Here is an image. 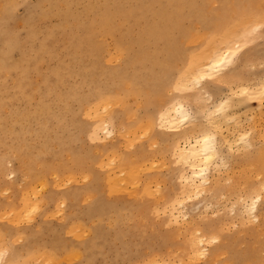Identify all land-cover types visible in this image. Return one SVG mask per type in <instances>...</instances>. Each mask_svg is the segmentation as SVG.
I'll return each mask as SVG.
<instances>
[{"label": "rangeland", "instance_id": "1", "mask_svg": "<svg viewBox=\"0 0 264 264\" xmlns=\"http://www.w3.org/2000/svg\"><path fill=\"white\" fill-rule=\"evenodd\" d=\"M92 1L0 0V239L10 244L3 259L16 264H141L148 257L162 264L178 262L170 255L183 239V233L170 232L177 226L165 227L159 219L146 227L144 237L129 234L146 215L152 219L160 200L152 195L137 212L133 197L144 190L145 181L151 183L148 193L161 188L162 199L177 190L173 136L157 127L156 116L177 98L194 112L193 130L207 129L206 108L229 96L227 113L235 118L219 120L222 132L216 138L231 169L221 166L220 172L223 177L244 170L241 176L250 174L248 164L262 147L264 107L244 99L239 86L264 78V0H124L127 5L107 24L102 15L111 18L112 0H96L101 10L96 16L86 8ZM247 12L253 21L241 22L238 18ZM63 14L68 22L61 20ZM90 21L96 30L83 38L81 26ZM224 29L226 38L241 44L232 64L200 86L179 89L178 74ZM74 36L88 40L75 43ZM149 82L156 88L130 96L124 92ZM105 94L120 104L108 111L114 117L99 115L110 123L112 136L99 131L95 139L91 130L99 119L92 118ZM96 98L101 101L91 108ZM244 132L249 146L235 142ZM116 164L124 172L122 199L108 188ZM257 178L247 180L245 188L234 187L233 194L224 192L218 203L208 198L207 217L192 223L219 236L217 260H226L229 251L237 254V264H264V189L258 222L236 226L231 218L237 199L251 191ZM132 182L138 187L134 192ZM24 193L37 194L41 206L15 221ZM88 238L93 244L86 246Z\"/></svg>", "mask_w": 264, "mask_h": 264}, {"label": "bare ground", "instance_id": "2", "mask_svg": "<svg viewBox=\"0 0 264 264\" xmlns=\"http://www.w3.org/2000/svg\"><path fill=\"white\" fill-rule=\"evenodd\" d=\"M95 1L96 0H93L86 7L89 12L94 14V16L101 12V10L96 7L97 5H94ZM103 1L106 3L108 2V0ZM143 1L144 0H132L130 2H138L141 4ZM193 2L194 0H191V3ZM110 3L112 5L110 11L111 18L106 16L107 20H104L102 15L101 22H103V24L110 23L112 17L116 14L115 11L121 10L122 6L127 5L124 0H112ZM141 9H144V6H142ZM75 15L76 14L72 16ZM241 15L242 16L238 18L241 22L249 23L253 21L252 13H241ZM60 16L61 20L63 19L64 22H68V14H63ZM133 16H135L136 20L141 19L140 14H135ZM93 24L95 23L91 21L89 24H82L81 36L83 38L85 34H91L92 31L96 30ZM226 34H228L227 29L216 33L214 41L207 42L202 47L201 51H198V53L191 57L187 68L178 74L177 80L175 79V84L179 89L188 90L191 87L200 86L202 81L212 78L218 73H221L222 70L226 69V67L232 64L241 44L236 40L231 41V39L226 38ZM82 37L74 36L71 41L77 43L79 39L88 40L87 37L85 39ZM219 39L222 41L221 44L216 43ZM5 45L10 47V43L8 42H5ZM5 52L6 49L4 53ZM25 61L27 60L25 59ZM149 83L150 85L145 83L143 86L138 84L136 86V91L133 89L132 91L125 90L124 92L128 93V96H130L132 94H143L144 92L142 88H156L154 83ZM239 88L241 89V92L244 93V99L250 101L256 100L257 108H261L262 106L264 107V78L260 79L252 86L241 85ZM152 93H156V91L153 90ZM109 96V94L104 95L103 99L105 100V103H103L99 109H96L95 104L98 101H101V99L96 98L97 100H93L91 108L95 107L96 110L94 111L92 119H99V115L101 113H109V110L113 107V105L120 104L118 101L108 98ZM229 106L230 97L227 95L213 101L210 106H206L207 115H205L204 112L203 114L207 119L206 125L208 128L198 131L193 130L196 124L191 125L193 120H195L194 112H192L189 107L185 106L182 101L177 100V98L167 102L165 106L162 107V109L157 113V127L159 129L166 130L165 134H170L173 136L172 144H170L171 162L174 166V170L178 172L175 173L177 190L169 198L166 196V199H162V196L160 197L161 194H159V192L162 191L161 188L155 187L152 189V191H150V193H148L149 189L151 188V183L145 181L144 183H146V185H143V189L145 191L140 189L135 192L136 196L133 197V201L135 203L134 207L137 208V212L139 213L144 203H147L149 200H151L153 196H155L157 199L160 198V200L156 201V212L153 214L152 219L150 218V215H146L145 221H140L139 223L133 225V227L129 230V234H134L135 237L142 238L145 235L144 232L146 227L155 225L159 219L165 227L168 225L177 226L176 229H172L170 232L171 234H180V232L183 233V239L181 240L182 242L180 245L177 244L178 249L170 254L171 256L175 257L178 262H171L170 264H196L202 260H205L204 264H237V262H239L237 254L231 253L229 251H226L228 253L226 260L222 258L217 260L218 249L216 248L218 247L214 244L217 242L219 236H212L210 229H206L203 226L199 227L198 225H192V223L201 221L207 217V213L205 211L208 207H210V205H212L206 201L208 198L214 197L218 203L219 200H221L224 192L229 195L233 194V191H235L234 187L245 188L247 180H250L252 177H258L257 183L255 186H253L251 191L249 192V189L244 190L245 194L243 196H239V199H237V203L233 208L234 211L232 212L231 218L235 220L233 225H242L244 223L253 224V221L258 222L262 217L260 215L262 213H258L259 211L257 206L261 199V191L264 189V131H262L264 127L262 128L261 126V131L263 132V136H261L263 141L262 147H260L257 152L259 157H256V161H252V163L249 161L250 164H248L250 174L247 177H245L246 174L241 176V174H243L245 171L244 170L240 176L228 175L226 173V177H223L220 172V167L222 166L229 171L231 166L229 167V164L226 162L224 156L218 151L216 133L219 132V134H221L220 132H222V127L219 122L220 119L227 118V120H233L235 118V116H230L227 113ZM109 115L110 117H114L110 113ZM186 125L187 127L182 129V126L184 127ZM99 131L103 133L104 137L108 138L112 136L113 133V130L110 128V123L105 119L93 120L91 134L95 137V139L98 138ZM118 134L122 135V132H119ZM222 139L223 141L227 140L226 137ZM226 142L227 146L229 143H231L229 140ZM235 142H237V145L249 146L250 141L248 139V133L244 132L239 134L235 139ZM229 146H231V144ZM215 159H219L220 162L219 160H216L217 162L215 163ZM211 166L213 167L211 168ZM248 167L246 166V168ZM110 171L111 174L108 176V188L113 195L118 197V199H122V185L124 184L125 180L122 164L114 165L110 168ZM3 173L4 169L0 167V175L3 176ZM230 181L232 184L222 188V184L230 183ZM132 184L133 185L131 188L132 192H134V190L138 187L136 182H132ZM157 194L159 197L156 196ZM24 195L26 196V199L24 200L22 208L15 215V221L29 218L30 214L41 206L40 199L37 198V194H33V197L31 198L27 193H24ZM187 208L189 210H187ZM256 226L257 225H252L254 228ZM126 232L128 231L123 230V233ZM175 243L178 242L175 241ZM92 244V239L88 238L86 240V246ZM3 246H6L7 248H3ZM0 247H2L0 248V264H16L17 262L13 263V259L12 261L11 259H3V253L7 251L8 247H10V244L6 245L0 239ZM13 256L15 258L16 255ZM26 262L27 260H24L20 261L18 264H27L28 262ZM127 264L136 263L129 262ZM137 264L139 263L137 262ZM141 264L162 263L159 262L158 259H150L148 257L144 259Z\"/></svg>", "mask_w": 264, "mask_h": 264}]
</instances>
